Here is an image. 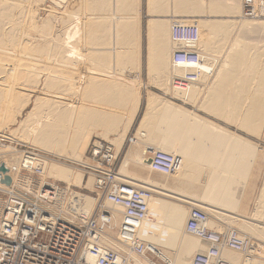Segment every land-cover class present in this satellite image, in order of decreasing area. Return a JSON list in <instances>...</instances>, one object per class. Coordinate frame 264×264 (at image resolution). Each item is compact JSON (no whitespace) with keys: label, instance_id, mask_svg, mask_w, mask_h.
<instances>
[{"label":"bare ground","instance_id":"1","mask_svg":"<svg viewBox=\"0 0 264 264\" xmlns=\"http://www.w3.org/2000/svg\"><path fill=\"white\" fill-rule=\"evenodd\" d=\"M39 1L41 2V0ZM128 1L132 7L135 6L134 0ZM37 2L38 0H0V129L12 127L11 133L16 138L33 143L36 147H42L45 149L44 151L48 150L56 157H64L70 162L79 163L80 159L77 160V158L86 151L90 136L105 137V133H94L97 128L94 122H91V126H89V122H84L85 120L90 117L92 121L100 118L105 119L112 125V128L107 129L106 132H118L119 135L114 133L116 137L114 140L118 141L119 136L125 133L124 130H127V127L133 123L137 114L140 86L134 83H125L121 78L120 68L126 69L122 67L125 62L136 64L140 61L141 38L138 15H132L122 24L120 31L125 34L122 35L114 27L116 18H119L117 10L122 3L120 0H58L57 3L61 2L63 6L61 15L41 19V24L37 25L39 17L37 18L35 15L40 7L37 6L39 5ZM15 8L23 13L22 16L26 15L24 20H20L19 14L18 19L13 16ZM124 14L119 15L123 16ZM133 14L135 13L133 12ZM94 16H97V19ZM55 17L59 19H55ZM168 18L173 19V16H168ZM62 19H66L67 26L58 24ZM100 23L103 28L100 31H102L105 42L97 38L93 28L95 24ZM186 26L188 27V25ZM145 28L146 59L149 63L154 62L152 64L155 65L152 67L155 66L157 71L154 72L158 73L163 81L165 79L163 84L167 83L168 78L172 79L176 97L194 102L196 99L193 98L200 95H216L211 102V109L214 110L216 105H225V107L216 109L232 110V114L225 113L228 116L223 115L226 120L233 119L235 123L238 122L243 125L242 128H247L249 131H252V126L254 127L251 120L257 122V127L260 122L262 123L264 120V67L260 68L258 74L254 76L235 75L232 77L234 80H237L236 78L250 79L247 83L244 81L230 83L224 81L228 79L225 78V72L219 71L223 65L225 68L228 67L229 62L222 64L216 56L206 54L201 50L184 48V50H173V54L171 50L170 71H168L167 52L170 51V47L166 44L168 40L165 39L167 35L163 31L165 28L162 24H153L151 18L148 19ZM188 29L190 28L188 27ZM156 31L159 32L155 36ZM186 32L188 30L183 31V33ZM31 40H36L37 44H32ZM184 54H194V59L187 61L179 57ZM236 61L238 58L235 57L230 62ZM114 68H116L115 71ZM152 70L151 72H153ZM186 75H193V81L187 83L183 88L176 87L179 85L175 83V80L182 79ZM152 76H155V79L157 77L156 74H152ZM199 84L207 89L203 88L205 91L197 90ZM219 85L221 88L224 86V88H246L247 90L217 92L215 90ZM67 90L70 92L65 93ZM165 91L167 92V88ZM11 95H13V101H11ZM9 103L15 105L14 110L18 113L16 116H12L10 113V119L8 116L9 120L6 121L9 122L8 125L6 123L5 126H2L6 120H3L5 115L3 112L8 108L6 105ZM29 104H32V107L22 115ZM170 104L160 100L153 93H148L145 97V110L140 128L141 125L143 128L147 122L158 120L157 124L160 121L162 124L159 123L157 128L151 130L158 132L160 128L159 131L165 132L166 126L163 125L169 123V137L166 136V133H160L162 136L153 134L154 136L151 135L148 139L150 141L158 138L164 140L166 141L164 145L172 149L171 142L178 139L180 135L178 133L180 127L178 124L179 129L176 128V122H194L196 117L191 116L188 111L180 110ZM119 112H122L120 116H118ZM140 131L136 130L135 136L128 139L130 146L127 151L132 159V167L127 175H120V171L124 170L126 165L123 166V163L120 165L119 156L114 153L110 144L96 140L90 147L91 150L93 146L105 144L106 149L94 148V150L103 153L107 159L112 158L115 172L113 177L116 181L126 185L132 191L140 190L148 195L145 200L146 212L136 230H122V207L120 204L113 206L109 202V196L115 194L114 190L106 193L98 192L94 198L76 192L75 188L80 189L83 185V173L80 171V174L72 173L73 171L67 167L33 152L19 153V151L0 149V168H3V171H0V177H3L0 180V189L5 191L7 189H2L5 187L9 189V192L12 191L10 188L19 186L22 188H15V190L26 189V185L32 183V177L21 175L22 169L26 168L29 173L39 169L45 178L44 169L46 168V178L66 184L63 186L65 189L63 192L68 193L70 197L65 202L60 200L57 205L63 218L76 219V213L87 218L97 212L98 205L107 211L115 212L110 217V229L107 230V235H104V245L109 250L117 252L120 257L126 258L128 254L130 260L128 264H158L160 262L164 264H193L197 256L208 254L211 244L206 237L209 233L220 238L221 250L218 256L209 259L207 264H264V259L259 254L256 255L258 252L255 251H260V246L255 244L252 239L255 235L264 236V179L257 199V208L252 216L254 219L247 220L238 216L222 214L220 213L222 210L209 203L218 205L223 202L225 197H229L227 200L225 198L226 204L230 207L236 205L229 185L233 181L232 179L238 180L237 170H228L227 176L219 169V165H214L206 170H200L202 176L200 179H195V176H192V171L188 172L187 162L182 158L147 147L148 145L144 152L145 160L141 162L136 158V154H138L136 147L146 135L141 129ZM219 132L216 133L219 135ZM216 133L210 131L206 135L208 137L206 140L217 141L219 144L222 139L216 138L218 136ZM140 139L143 140L140 141ZM121 144L123 143L121 142ZM241 144L238 143L237 146L235 142V147L241 153L253 151L252 145H248L244 141H241ZM226 146L225 152L228 148ZM200 151L198 146L193 153ZM158 156L170 159L173 164L172 172L164 174L151 169V162ZM146 161H148L151 170L149 173L162 178L158 182L153 181L151 176L144 175V169L148 170ZM194 164L196 165V163ZM78 165H81V171L86 174L87 182L91 181L93 195V184L96 177L92 170L105 171V169L102 165L93 164L88 158V154L83 164ZM206 165L212 164L209 162ZM18 166L20 168L16 170V174L12 175L10 167ZM229 175H234L235 178ZM4 178L10 179L9 184L3 182ZM194 182L201 188L198 189L194 186ZM179 188L194 191L193 195L202 200H190L171 191V189L179 191ZM71 190L75 192H70ZM69 199L75 200L73 202L76 204L73 207H71L72 202ZM2 207L3 201L0 200V209ZM194 212H198L200 216L204 217V222L198 228L201 229V234L188 230L190 218L197 217L193 215ZM186 215L187 220L184 225ZM221 216H229V223L234 225L239 222L237 224L239 228H233L232 225L222 231L213 232L216 231L213 221L217 218L220 219ZM222 218L218 220L221 221ZM103 220L107 221L108 219L103 218ZM231 233H234L235 239L242 243L238 249L230 248L227 245ZM137 244L151 248L160 262L156 261L157 259L151 260L144 257V255L142 257L135 255L132 248ZM129 246L130 249L127 251ZM226 252L230 254L228 253V255ZM171 255L172 258L169 257ZM96 260L95 257L86 258L88 263H94Z\"/></svg>","mask_w":264,"mask_h":264},{"label":"rangeland","instance_id":"2","mask_svg":"<svg viewBox=\"0 0 264 264\" xmlns=\"http://www.w3.org/2000/svg\"><path fill=\"white\" fill-rule=\"evenodd\" d=\"M168 1L170 2V0ZM41 2L39 0L37 2L39 4L37 6L41 7V8L39 7L35 15L37 18L39 17L37 22L35 21L37 25L41 24V19H47V17L49 18L50 16H53V15L58 16V17L61 15L60 13H61V10L63 9V6L61 2L57 3L58 0H41ZM254 2H255V6H254ZM158 3L160 4V1H158ZM210 4L211 5L209 7V10L211 11L220 10L219 0H211ZM252 5L253 7L251 8L249 7L248 8L249 10L251 11L260 10L258 9L259 0H253ZM164 8L166 9L167 7H164ZM227 8L228 10H231V7L227 6ZM89 9L90 8L88 7V10ZM130 9L133 10V7L131 6ZM223 9L225 10L226 6H223ZM240 11H241V7H240ZM16 12H17V15H16ZM18 14L21 17H19ZM22 14L23 13L20 12L19 9L16 10L15 8L13 11V16H15V18L17 19L19 17L20 20H24L26 15L24 14L22 16ZM30 15H34V14H30ZM117 15L119 18H116V21H115L116 24L114 25V27H115V30L120 32L122 35H125V34L120 31V27L132 15L133 16L138 15V20L140 23V38H141L140 61L139 63H136V64L132 62L131 63L125 62L122 65V67L126 68L127 70L126 69L122 70V68H120L122 71L121 78L123 81H125V83H128V84L134 83L135 85L140 86L139 88L140 101H139V105L137 109V114L134 118L133 123L127 127V130H124V132L125 133L127 132V133L126 134L124 133L125 135L122 134L121 136H119V139H118L119 142H118L117 140H114V138H116L115 135H119L118 132L116 131L108 132V133L106 132L107 129L109 130V128H112V125L109 122H106L105 119L100 118V119H96L92 121L90 117L89 119L85 120L84 122H89L88 123L89 126H91V122H94V125L97 127L94 133H98V134L105 133V137H101L99 135L97 136L91 135L86 151L84 152L83 155L77 158V160L80 159L79 163L70 162L64 159V157L62 158L56 157L55 155L48 152V150L44 151L45 149L42 147H36L33 143L22 141V139L16 138L14 134L11 133L13 131L12 127L10 128L2 127L0 129V149L1 150L9 149V150L17 151V152L19 151V153L27 152V151L33 152L34 154L36 153V155H41L45 159L52 160L62 166L67 167L68 169L73 171L72 173H76V174H80V172L83 173V177H84L83 185L80 189L75 188V190L76 192H79V193H82L83 195L91 197L92 196V193H91L92 183L89 180L87 182L86 174L81 171V167H80L81 165H78V164H83V162L85 161L86 155L88 154L90 150L91 144L96 140L107 142L108 144H110L113 147L114 153H116L119 156L120 165L121 163H123V166L126 165L125 169L120 171V175L121 176L122 174L127 175L128 174L127 172H129L132 167V163H131L132 159L127 151L130 146V142L128 141V139L135 136L136 130H139V132H141L140 131L141 129L143 132H145V135H146L144 140L140 139V141L142 140L143 141L140 142L139 145H137L138 147H136L137 148L136 152H138V154H136V158L141 162L145 160L144 152L146 151V145H148L147 147H152V148H155L156 150L158 149L165 153L175 155V156L182 158L184 161L187 162L188 172L189 170H191L193 173L192 176H195V179H198V178L200 179V176H202L200 174V170H206L210 166L214 167V165H219L220 166L219 169L225 174L227 173L228 170L230 171L237 170L238 180H236L234 175H231V176L229 175L230 177L235 178V179H232L233 181L231 180L232 182L229 185L231 186V188H229V190H230V193H232V196H233L234 201L236 202V205L234 207H230L226 204V200L229 199V197H225L226 200L224 198L223 202L218 205H215L213 203H209V204L215 208L222 210L220 212L222 214L224 213V214L231 215V216H238L239 218H244V219L246 218L247 220L252 219V218L254 219V217L252 216H254L253 214H255L254 212L256 211V208H257V204H258L257 199H258L259 191L262 186L263 179H264V122H263L264 120L262 121V123L261 122L259 123L261 124L260 125L261 127L259 126V124L257 127V122H254L255 120H251L252 121L251 124H253L254 127L252 126V131H249L247 128H242L243 125H240L238 122L235 123L233 119L228 121L225 118H223V115L228 116L225 113L232 114L233 112L232 110L216 109L218 107H225V105H216L214 107L215 108L214 110L211 109V102L213 101L216 95H211V94H207L206 96L200 95L197 98H193V99H196L194 102L193 101L188 102L187 100H183L181 98L179 99L178 97H176L175 95L176 90L173 86L172 79L168 78L167 83L163 84L165 79L163 81V79L159 77L158 73H156L157 71L155 70V66L152 67V65H155V64H152L154 62L149 63L146 59V50H145L146 28L145 26H146L148 19L151 18L153 24L155 25L162 24L163 28H165V30L163 29V31L167 33V35L165 36V39L168 40L167 42L169 43L168 44L166 42V44L168 47H170V51L167 52L168 53V56H167L168 71H170L169 61L173 54V50L175 49L184 50V48L197 49V50L204 51V53L206 54H211L212 56H216L217 58L221 60L222 64L223 62L224 64L226 62H229L228 67L225 68V65H223L219 70V71L222 70L223 73L225 72L224 73L225 78H228V79H225L224 81H227L230 83H238V82L244 81V83H247L250 79L246 80L247 78H236L237 80H234L232 79V77L235 75L254 76L258 74L260 68L264 67V62H261L262 60H264V22L261 23V20H264V14L258 13V14H252L250 16H246V17H251L254 19L248 20L250 22L245 21V24L243 25H241L239 22H236V25L234 24V22H216L217 20L213 22H203L202 23V21L200 20L196 21L190 17L188 18V15L184 13L179 14L175 12L172 14L167 13V14H159L157 16H151V15L147 16L144 12V0H140L139 14L132 13V14H127V15L124 14L123 16L119 14ZM85 16H88V15H85ZM168 16H173V19H169ZM205 16L206 17L218 16V14L209 13ZM96 17L97 16H94L95 19H97ZM55 19H59V18L55 17ZM58 24L60 26L68 25V23L66 22V19L60 20ZM186 25H188L190 29H188ZM218 27L220 28L218 29ZM93 28L95 29L97 38L99 40L104 41L103 36H102V31H100L101 29H103L102 24L101 23L95 24ZM184 30L185 31L188 30V32L183 33ZM158 32L159 31L155 32V36ZM129 35H130V32H129ZM35 37L38 38L39 36L38 37L35 36ZM240 39L247 40V41H244L246 43L245 46L236 45V44L241 43ZM30 42L34 45L37 44L36 40L35 41L31 40ZM219 42L224 45L220 46ZM171 50H172V54H171ZM235 57L238 58V61L230 62ZM115 70L116 68H114V71ZM151 70L153 72H151ZM152 74L154 75L156 74L157 76L156 79H155V76H152ZM155 80L157 81L155 82ZM198 87L200 88V89L199 88L197 89L199 91H201V89L202 90L207 89L206 87L202 86V84H199ZM166 88H167V92L165 91ZM226 90L243 92V91H246L247 89L246 88H227V87L224 88V86H222L221 88L219 85L218 89L216 88L215 91L223 92ZM68 92H70V90L65 91V93H68ZM148 93H153L154 95L159 97L160 100L165 101L167 103H171L170 105H173L174 107L180 110L183 109L185 111H188V113H190L191 116L196 117V120L194 122H176V128H178V124L180 127V129L178 128L179 129L178 133H180V135L178 136V139L173 140L174 142H171L173 146L172 149L164 145V142H166L164 140H160L158 138V139L150 141L148 139L153 134H156L157 136H162L160 133L162 134L166 133L167 134L166 136L169 137L170 136V135L168 136V132L170 130V125H168L169 123H165V125H163V126H166L165 127L166 129L164 128L165 132L159 131L160 128L158 132H156L155 130H151L152 128L155 129L157 128V126H159V123H161V121L157 124L158 120H156V122L146 121L147 124L146 122L145 124L147 126L144 125L142 128V125H141V128H140L139 124L142 120L144 110H145V97ZM12 99H13V95H11V101H13ZM7 106L8 108L5 109L4 111L5 113L3 112V114H5L3 116V120L4 119L6 120L4 124L2 123V126H5L6 123H7L6 125H8L9 122H6V121L8 119V116L10 119V113L12 114V116H16L18 113L17 111L14 110L15 109L14 104L9 103L6 105V107ZM239 106H242V105H239ZM10 107L11 108L13 107V108L11 109ZM31 107H32V104H29L27 108L22 112V115H24L26 111H28ZM121 114L122 112H119L118 116H120ZM216 129H220L219 130L220 132ZM210 131L214 133L216 132L220 133L219 135L218 133H216V135L218 136L214 134L216 138L219 137V139H222V141L219 144L217 141L208 140V139L206 140V138H208L206 135L209 134ZM114 133L116 134L114 135ZM240 140L246 142L248 145H252L251 147L253 148V151L241 153L240 150H238L235 147V142L237 146H238V143L241 144ZM18 141H21L22 143ZM121 142L123 144H121ZM225 145H227L226 147H228L227 148L228 153L224 151ZM198 146L201 149V151L198 153H193L195 151V148L197 149ZM146 158H148V155H146ZM134 159H135V156H134ZM209 162L212 165H206ZM146 163L148 165L147 166L148 170L144 169L145 171L144 175L147 177L151 176L153 178V181H156V182L162 179L161 177H159V175L156 176V174H152L151 172L149 173V171H151L149 169V163L148 161H146ZM194 163H196V165ZM19 168L20 166L10 167L12 175L16 174V170H18ZM44 173H45L44 175L45 179H48L52 182L60 184L61 186L66 185L65 183L57 182L54 179L46 178V168L44 169ZM70 176L72 175L70 174ZM193 185L198 187V189L201 188V186L197 184L196 182H194ZM171 191L173 193H179L182 196L190 200H195V201L202 200L200 197L193 195L194 191L182 190L181 188H179V191L172 190V189ZM187 210L189 211V209ZM187 212L186 214L188 215ZM187 215H186L184 225L187 220ZM221 218L222 220L219 221ZM218 219L219 218L213 221V224L216 226L215 227L216 231H213V232L222 231L232 225H233L232 226L233 228H239L237 227L238 226L237 224L239 222L236 225L229 223L230 222L229 216H221L220 219L219 220ZM227 231H231V230H227ZM252 239L255 244L260 246V251L255 250L256 252H258L256 253V255L259 254V256L262 259H264V236L258 237L255 235L254 238ZM203 249L205 251L204 247ZM226 253L228 254L229 252H226ZM169 257L172 258V255Z\"/></svg>","mask_w":264,"mask_h":264},{"label":"built area","instance_id":"3","mask_svg":"<svg viewBox=\"0 0 264 264\" xmlns=\"http://www.w3.org/2000/svg\"><path fill=\"white\" fill-rule=\"evenodd\" d=\"M179 57L191 61L194 59V54H184ZM193 79V75H186L182 79L175 80L179 85L176 87L183 88ZM105 146V144L93 146L88 152L90 161L102 165L105 169V171L92 170L96 177L92 196L94 198L98 192L106 193L114 190L115 194L109 196V202L113 206L120 204L122 207V230H136L146 212L145 200L148 195L140 190L132 191L116 181L113 177L115 172L112 158L107 159L103 153L94 150V148L106 149ZM172 166L169 158H159V156L151 162L152 170L164 174L172 172ZM21 175L32 177V183L27 184L26 189L15 190L22 188L21 186L10 188L12 190L10 192L5 187L2 188L7 189L5 191L0 189V200L3 201V207L0 209V264H128L130 262L128 254L126 258L120 257L117 252L109 250L104 245V235H107V230L110 229V217L115 212L107 211L98 205L97 212L92 216L84 218L76 213V219L73 218V221L65 219L57 208L60 200L65 202L70 197L68 193L63 192L65 190L63 186L43 178L39 169L29 173L23 168ZM2 179L3 177H0V180ZM69 200L73 207L76 204L73 202L75 200ZM193 215L197 217L190 218L188 230L201 234V229L198 228L204 222V217L198 212H194ZM103 218L108 220L104 221ZM206 239L211 244L208 254L197 256L193 264H207L209 259L218 256L221 250L220 238L209 233ZM241 244V241L235 239V234L231 233L227 245L238 249ZM129 249L130 246L127 251ZM132 252L140 257L144 255L151 260L157 259L151 248L141 244L135 245ZM88 257H95L97 260L88 263L86 261Z\"/></svg>","mask_w":264,"mask_h":264},{"label":"crops","instance_id":"4","mask_svg":"<svg viewBox=\"0 0 264 264\" xmlns=\"http://www.w3.org/2000/svg\"><path fill=\"white\" fill-rule=\"evenodd\" d=\"M160 1V4L158 3ZM211 0H144V12L147 16H157L159 14H172V13H184L188 15V18H192L196 21L203 22H239L241 25L245 24V21L250 22L248 20H253L254 18L246 17L252 14H264V0H259L258 11H251L248 8L253 7V0H219L220 10H209ZM229 1V3H228ZM252 1V2H251ZM122 2L117 10V13H135L139 14L140 8V0H134L135 6L133 10H131L130 1L128 0H120ZM257 2V1H256ZM224 3V4H223ZM223 6H226V9H223ZM227 6L231 7V10H228ZM255 6V2H254ZM164 7H167L166 9ZM241 7V11H240ZM218 14V16H208L207 14ZM222 16V17H220ZM264 20H261V23ZM259 23V22H258ZM239 24V25H240ZM220 27H218L219 29ZM195 31V30H194ZM195 33V32H194ZM205 36V35H204ZM241 40V39H240ZM241 40L240 44H236L237 46H245L246 43ZM220 46L224 44L219 42ZM140 125V124H139ZM176 140V139H174Z\"/></svg>","mask_w":264,"mask_h":264},{"label":"water","instance_id":"5","mask_svg":"<svg viewBox=\"0 0 264 264\" xmlns=\"http://www.w3.org/2000/svg\"><path fill=\"white\" fill-rule=\"evenodd\" d=\"M0 171H3V168H0ZM3 182H4L5 184H9L10 179H9V178H4Z\"/></svg>","mask_w":264,"mask_h":264}]
</instances>
